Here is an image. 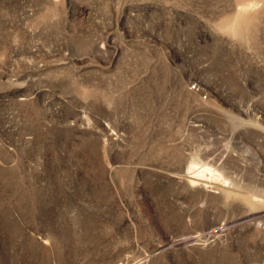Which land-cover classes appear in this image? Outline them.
<instances>
[{
  "label": "rangeland",
  "instance_id": "obj_1",
  "mask_svg": "<svg viewBox=\"0 0 264 264\" xmlns=\"http://www.w3.org/2000/svg\"><path fill=\"white\" fill-rule=\"evenodd\" d=\"M0 264H264V0H0Z\"/></svg>",
  "mask_w": 264,
  "mask_h": 264
}]
</instances>
